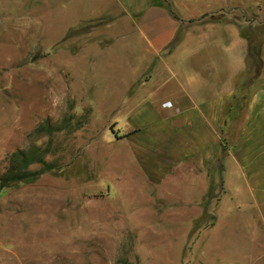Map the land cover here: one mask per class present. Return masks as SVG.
Returning <instances> with one entry per match:
<instances>
[{
	"label": "rangeland",
	"instance_id": "374dc122",
	"mask_svg": "<svg viewBox=\"0 0 264 264\" xmlns=\"http://www.w3.org/2000/svg\"><path fill=\"white\" fill-rule=\"evenodd\" d=\"M153 1L0 0V173L49 139L59 164L0 189V264H264V205L239 191L216 209L221 189L185 174L156 184L122 140L136 57L116 34ZM47 117L62 129L33 134Z\"/></svg>",
	"mask_w": 264,
	"mask_h": 264
},
{
	"label": "crops",
	"instance_id": "0c3cea01",
	"mask_svg": "<svg viewBox=\"0 0 264 264\" xmlns=\"http://www.w3.org/2000/svg\"><path fill=\"white\" fill-rule=\"evenodd\" d=\"M197 4L200 10L154 0L126 12L131 24L116 35L123 54L136 58H127L131 76L119 83L121 137L146 179L186 175L191 184L202 181V196L211 184L221 189L216 209L224 194L242 191L261 210L264 46L257 31L264 2L248 12L250 2Z\"/></svg>",
	"mask_w": 264,
	"mask_h": 264
},
{
	"label": "trees",
	"instance_id": "16d2710c",
	"mask_svg": "<svg viewBox=\"0 0 264 264\" xmlns=\"http://www.w3.org/2000/svg\"><path fill=\"white\" fill-rule=\"evenodd\" d=\"M62 129L60 124H54L47 117L33 131V134H52ZM51 151L50 139L44 144H32L19 147L5 157V168L0 173V189L22 180H28L49 169L59 167L56 160L47 159ZM37 164L36 168L32 166Z\"/></svg>",
	"mask_w": 264,
	"mask_h": 264
}]
</instances>
